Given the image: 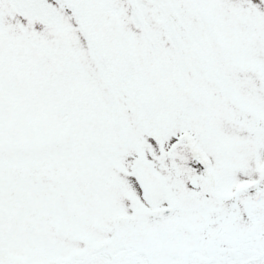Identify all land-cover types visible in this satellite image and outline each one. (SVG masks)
Returning a JSON list of instances; mask_svg holds the SVG:
<instances>
[{
    "label": "snow or ice",
    "instance_id": "1",
    "mask_svg": "<svg viewBox=\"0 0 264 264\" xmlns=\"http://www.w3.org/2000/svg\"><path fill=\"white\" fill-rule=\"evenodd\" d=\"M0 264H264V0H0Z\"/></svg>",
    "mask_w": 264,
    "mask_h": 264
}]
</instances>
